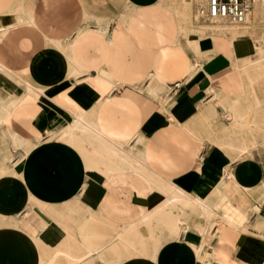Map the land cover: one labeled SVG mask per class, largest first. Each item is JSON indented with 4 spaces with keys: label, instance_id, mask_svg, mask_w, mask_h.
<instances>
[{
    "label": "crops",
    "instance_id": "crops-1",
    "mask_svg": "<svg viewBox=\"0 0 264 264\" xmlns=\"http://www.w3.org/2000/svg\"><path fill=\"white\" fill-rule=\"evenodd\" d=\"M160 1L0 0V264H264V4L199 43ZM158 4L192 46L136 27Z\"/></svg>",
    "mask_w": 264,
    "mask_h": 264
},
{
    "label": "rangeland",
    "instance_id": "rangeland-1",
    "mask_svg": "<svg viewBox=\"0 0 264 264\" xmlns=\"http://www.w3.org/2000/svg\"><path fill=\"white\" fill-rule=\"evenodd\" d=\"M189 1H190V7H191V18L189 20L183 18L182 14H181L182 11L184 10V6L186 4L185 0H161L160 2H162V3L165 2V4H167V5L171 4V5H169V7L174 9V11H176L177 14L182 19H184L183 20V24H184V27H185V30H186V34L187 35L190 34L189 36L195 42H199L200 41V36H202V33H201L200 29H202V28H203V30H205V32L207 34L214 32V34L216 36L218 35V36H220L222 38L225 37V36H230L229 38H231V40L233 42H235V44L240 42L241 38H245L248 35H253L256 32V29H254L253 32H252V28H251V24H252L253 20H255V18L257 16L256 13L255 14L253 13V15L250 17V19L246 20L245 24H243L241 26L230 25V24H228L226 22L214 23V22H211V21L200 19L199 15H197L198 4L195 2V0H189ZM160 15H163V16H165V18L168 19V22L165 23V24H166L167 27H169V29L172 32L171 33L172 35L169 37L171 41L172 40L176 41L175 39L178 38L179 39L178 41L180 43H184L186 45V47L192 46V44L189 43V41L187 40L186 37H184V36H181V37L179 36L178 37L176 35V32H177L176 31L177 27H176V24H175V22H176L175 20L176 19L174 18V16L171 13L167 12V10L162 5L150 6V7L144 8L142 10H139L138 14H137V19L135 21V23H137L136 27L138 29H141V30L150 31V33L148 34L149 37H151V39L153 41H156L158 43V45H160L159 44V36L154 31H152L150 29V28L153 27V25H152V23L154 22L153 21L154 20L153 17H158ZM143 16H145V17H143ZM247 21H249V22H247ZM217 28H220V29H217ZM259 29L261 31V32L259 31V33L261 34L260 37H261L262 41H260V40H259V42H258V40L254 41V46H259L261 48V50L264 52V30H263L264 27L263 28H259ZM218 31H220V32H218ZM255 38H256V36H255ZM149 62H150L151 67L154 68L153 60L150 59ZM150 65H149V67H150ZM241 65L242 64H239L238 66H241ZM244 66H245L244 71L246 73H248V78L250 80V84H252L253 80H252V78L249 75V66H247V64L243 65V67ZM225 97H226V95H225ZM237 99H239V98H237ZM233 156H235V155H233ZM149 176H150L149 179H151V178L152 179H156L155 180L156 182H160V180H158V178L156 176H153V175L151 176V174ZM149 182H150V184L154 183L151 180ZM160 183L163 184V185H167L165 181H161ZM153 188H155V185L153 186ZM166 207L167 206H165V204H164L163 207L158 208V210H162V209H164ZM173 208L176 209L175 207H173ZM179 209L180 210H185L183 207L182 208L179 207Z\"/></svg>",
    "mask_w": 264,
    "mask_h": 264
},
{
    "label": "bare ground",
    "instance_id": "bare-ground-1",
    "mask_svg": "<svg viewBox=\"0 0 264 264\" xmlns=\"http://www.w3.org/2000/svg\"><path fill=\"white\" fill-rule=\"evenodd\" d=\"M196 2V1H195ZM163 3H165V2H163ZM185 6H184V10L182 11V17L183 18H185V19H187V20H189L190 18H191V7H190V1L189 0H185ZM161 4V3H160ZM260 4H264V0H256L255 1V3L253 4V8H252V11L250 12V14L248 15V17H247V19L246 20H249L250 19V17L253 15V13L255 14V10L257 9V8H259V5ZM159 5V4H158ZM169 5H171V4H169ZM168 5V6H169ZM163 6V5H162ZM261 6V5H260ZM171 8V7H170ZM169 9V8H168ZM173 10V9H172ZM171 10V11H172ZM197 15H198V12H197ZM256 15H257V12H256ZM163 17V16H162ZM165 17H163V19H164ZM155 19V18H154ZM162 19V18H161ZM162 19V20H163ZM166 19V18H165ZM180 21V20H179ZM160 22H161V20H160ZM166 22H168L167 21V19H166ZM213 22V21H212ZM246 22V21H245ZM247 22H249V21H247ZM214 23H218V22H214ZM245 24V23H244ZM253 24H254V22H253ZM206 28V27H205ZM221 28V27H220ZM220 28H217V29H220ZM153 29V28H152ZM159 31H160V29H158ZM165 30V29H164ZM168 31V30H167ZM180 31V30H179ZM200 31H201V33H202V36H200V41H199V43L200 42H202V41H204V40H208V39H211V38H222V37H220V36H216L215 34H214V32L213 33H209V34H207L206 32H205V30H203V28L202 29H200ZM230 31V30H229ZM149 32V31H148ZM196 32V31H195ZM218 32H220V31H218ZM217 32V33H218ZM147 33V32H146ZM150 33V32H149ZM158 33V32H157ZM183 33V32H182ZM181 33V34H182ZM204 33V34H203ZM188 35H190V34H188ZM195 35V34H194ZM196 37V36H195ZM235 41V40H234ZM245 65V64H244ZM243 68H245V66L243 67ZM215 90V89H214ZM213 91V90H212ZM214 92V91H213ZM215 98H217L218 99V103L219 104H222L223 105V107H224V109H226L227 111H228V113H229V115H230V118H233V120L235 119V118H240V116L235 112V105H233V104H235L236 102H238V101H235V100H232V101H226L227 100V97H225V94L223 93V92H218V93H216L215 94ZM223 99V100H222ZM239 100V99H238ZM217 103V104H218ZM226 110H225V112H226ZM232 120V121H233ZM236 121V120H235ZM238 124H240V123H238ZM232 125V124H231ZM228 147V146H227ZM227 151V150H226ZM125 153V152H124ZM128 155V154H127ZM130 156V155H129ZM120 158H121V156H119ZM232 157V159L233 160H235L236 159V157L235 156H231ZM125 158V157H124ZM127 158V157H126ZM123 159V158H122ZM124 160H126V159H124ZM136 160V159H135ZM126 162V161H125ZM137 162V161H136ZM140 165H142V164H140ZM137 166H138V164H137ZM119 167H121V166H119ZM134 168V167H133ZM139 168H142V170L139 172V171H136L137 173L139 172L140 174H142V176H144V177H147L148 178V180L150 181H153L154 183L152 184L151 183V185H152V187L155 185V188H153L154 190H157L158 189V192L159 193H161V194H163V195H165V196H167V198L170 200V202H168V203H165V206H167V207H169V206H171V207H175L176 209L177 208H179V207H183L185 210H187V209H190V210H198V211H200V212H202L203 214H206V215H209L210 213L212 214V212L211 211H214V210H211L210 209V207H209V205L207 204V203H205V202H203V201H201V200H199L198 201V199L196 200V201H194V199L192 198V197H190L189 196V194H186L184 191H182L179 187H177L176 185H174V184H171V183H169V182H166V184L167 185H162L160 182L161 181H163L162 179L160 180V182H156L155 180L156 179H149V175L151 174V176L153 175V176H155L152 172H150L148 169H146V168H144V166L142 167H139ZM134 169H136V168H134ZM103 170V169H102ZM159 180V179H158ZM150 183V182H149ZM157 185V186H156ZM164 205V204H163ZM184 210V211H185ZM258 209L255 207L254 208V211H257ZM227 219V218H226ZM235 221V220H234ZM233 223V222H232Z\"/></svg>",
    "mask_w": 264,
    "mask_h": 264
},
{
    "label": "built area",
    "instance_id": "built-area-1",
    "mask_svg": "<svg viewBox=\"0 0 264 264\" xmlns=\"http://www.w3.org/2000/svg\"><path fill=\"white\" fill-rule=\"evenodd\" d=\"M202 20L226 22L241 26L252 11L256 0H195Z\"/></svg>",
    "mask_w": 264,
    "mask_h": 264
}]
</instances>
